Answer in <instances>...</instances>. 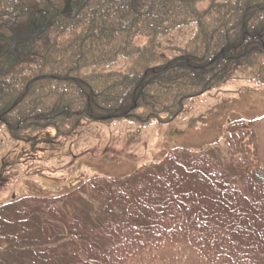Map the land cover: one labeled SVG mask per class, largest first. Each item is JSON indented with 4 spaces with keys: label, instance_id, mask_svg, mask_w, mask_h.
<instances>
[{
    "label": "trees",
    "instance_id": "16d2710c",
    "mask_svg": "<svg viewBox=\"0 0 264 264\" xmlns=\"http://www.w3.org/2000/svg\"><path fill=\"white\" fill-rule=\"evenodd\" d=\"M64 6L0 0V131L30 149L53 156L93 122L170 124L232 81L264 87V0H89L25 50ZM121 58L130 69H105ZM234 131L223 155L172 150L128 177L14 200L0 264H264V168Z\"/></svg>",
    "mask_w": 264,
    "mask_h": 264
},
{
    "label": "rangeland",
    "instance_id": "374dc122",
    "mask_svg": "<svg viewBox=\"0 0 264 264\" xmlns=\"http://www.w3.org/2000/svg\"><path fill=\"white\" fill-rule=\"evenodd\" d=\"M71 7L74 15L76 9ZM193 33L194 27L180 29L165 36L161 45L183 46ZM130 67L131 61L121 58L105 69L127 71ZM189 107L191 112L166 125L143 126L130 118L93 122L53 156L44 148L13 142L7 132L0 131V212L25 196L57 197L92 178L128 177L160 162L172 150L214 147L217 155H223L232 130L235 136L240 129L248 133L240 153L264 168V87L232 81L193 99Z\"/></svg>",
    "mask_w": 264,
    "mask_h": 264
},
{
    "label": "water",
    "instance_id": "95a60500",
    "mask_svg": "<svg viewBox=\"0 0 264 264\" xmlns=\"http://www.w3.org/2000/svg\"><path fill=\"white\" fill-rule=\"evenodd\" d=\"M73 0H65V8L62 12L60 13H56V14H49V17L47 18V20L45 21L44 26L42 27L41 30H39L34 36L32 41L28 44V46L24 47V49H29L30 47H32V45L34 44V42L40 37V35H42V33H44L46 30H48L50 28V26L60 20L63 19L68 23H72L74 21L77 20L78 16L80 15L82 9L85 7V5L87 4L88 0H78L77 1V10L75 15H73V9L71 7V3ZM0 37H2L3 39L7 40L8 38H6L5 36L0 34ZM10 40V39H9ZM10 43L13 44V40H10ZM21 48L16 46L15 50L19 51Z\"/></svg>",
    "mask_w": 264,
    "mask_h": 264
}]
</instances>
